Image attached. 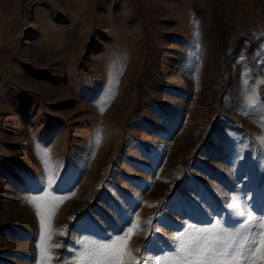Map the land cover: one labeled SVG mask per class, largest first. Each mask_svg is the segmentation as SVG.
I'll return each mask as SVG.
<instances>
[{
	"label": "rangeland",
	"instance_id": "1",
	"mask_svg": "<svg viewBox=\"0 0 264 264\" xmlns=\"http://www.w3.org/2000/svg\"><path fill=\"white\" fill-rule=\"evenodd\" d=\"M260 80L264 0H0V264H41V149L59 177L43 190L67 197L50 264H77L78 241L133 211V248L153 240L143 221L160 229L150 255L228 218L232 195L264 212V121L245 89L264 101Z\"/></svg>",
	"mask_w": 264,
	"mask_h": 264
},
{
	"label": "snow or ice",
	"instance_id": "2",
	"mask_svg": "<svg viewBox=\"0 0 264 264\" xmlns=\"http://www.w3.org/2000/svg\"><path fill=\"white\" fill-rule=\"evenodd\" d=\"M259 83H264V80ZM245 89L246 106L259 112L264 121V101L260 100L255 90L249 94L247 84ZM257 139L264 146V136ZM40 155L45 165V175L40 180L43 194L29 197V202L36 208L41 222L38 244L41 264H50L55 258L51 249L60 247L50 243L52 236L65 234L52 232L51 219L57 209L56 202H63L67 197L52 196L51 191L43 190H51L59 177L48 150L41 149ZM148 206L156 207L155 204ZM224 207L229 213L228 218H225L223 213L216 212L215 216L220 219L209 216L202 222L186 223L182 230L171 238L174 250L165 254H149L155 245V233L160 230L157 225L152 224L151 219L143 221V224L151 227L153 240L146 243L143 250L131 246L133 235L146 231V228L142 227L138 212L133 211L126 220L128 226L121 233L109 235L107 240L82 239L78 241L79 251L74 252L73 256L77 264H264V212L257 215L248 199L239 194L232 195L230 202H226ZM231 217L238 220L230 226L228 219ZM63 264L69 262L66 260Z\"/></svg>",
	"mask_w": 264,
	"mask_h": 264
}]
</instances>
